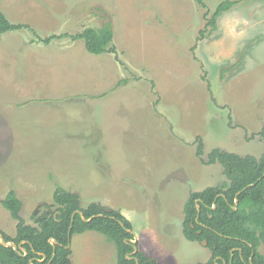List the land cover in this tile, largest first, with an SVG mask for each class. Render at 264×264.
<instances>
[{
    "label": "rangeland",
    "instance_id": "1",
    "mask_svg": "<svg viewBox=\"0 0 264 264\" xmlns=\"http://www.w3.org/2000/svg\"><path fill=\"white\" fill-rule=\"evenodd\" d=\"M220 1L0 0L29 26L0 36V201L14 189L34 224L58 184L81 206L119 210L152 260H208L207 244L182 234L183 204L227 176L195 154L197 137L204 161L213 148L264 151V0H235L214 29ZM104 24L114 51L38 41ZM16 222L0 203V232ZM69 248L71 264H115L97 231L72 234Z\"/></svg>",
    "mask_w": 264,
    "mask_h": 264
},
{
    "label": "trees",
    "instance_id": "2",
    "mask_svg": "<svg viewBox=\"0 0 264 264\" xmlns=\"http://www.w3.org/2000/svg\"><path fill=\"white\" fill-rule=\"evenodd\" d=\"M196 1L204 5L203 0ZM236 2L220 1L207 18V26L215 29L218 17ZM24 27L29 28L28 25L11 22L0 10V36L6 31ZM62 37L81 39L85 49L92 54L114 51L110 45L113 31L109 24L89 26L72 35L52 34L38 41L47 44L52 39ZM259 134L264 142V126ZM195 154L206 164L219 163L224 168L227 181L190 192L183 204V236L189 241L205 240L211 253L208 260L193 264H264V250H259L260 246H264V151L256 158L249 154L239 155L213 148L204 161L203 143L197 137ZM0 203L17 221L14 235L0 234L5 241H13L15 244L23 241L21 246L27 252L26 256H22L13 248L0 243V264H31L29 259H32V264H71V235L88 230L103 234L113 243L115 264H162L147 256L137 242V251L131 258L127 257L133 251L130 239L134 235L127 230L132 228L131 222L119 210L105 211L97 202L81 206L76 192L58 184L53 190L52 201L40 203L45 211L39 216L32 215L34 224L26 223L20 215L22 202L14 189H10ZM76 210H80L86 219L96 216L85 221L79 213H75L71 222V215ZM51 238L56 240L54 249L49 241ZM42 254L45 259L39 261Z\"/></svg>",
    "mask_w": 264,
    "mask_h": 264
},
{
    "label": "water",
    "instance_id": "3",
    "mask_svg": "<svg viewBox=\"0 0 264 264\" xmlns=\"http://www.w3.org/2000/svg\"><path fill=\"white\" fill-rule=\"evenodd\" d=\"M240 191H238L237 193H239ZM237 203V199H235V204ZM213 208L215 207V205H213L212 206ZM234 209H235V206L233 205L232 206ZM197 208H198V205H197ZM104 210L105 211H109L110 210V208H104ZM75 213H79L80 215H81V217L85 220V221H89V220H91V218H93L94 216H96V215H93V216H91V218L89 217V218H84V216L82 215V213H81V211L80 210H76L75 212H73L72 213V215H71V222H72V220H73V217H74V214ZM97 215H101V214H97ZM69 230H70V228H69ZM69 230L67 231L68 232V236L70 235V232H69ZM128 231H131L130 229H127ZM132 232V231H131ZM1 233V232H0ZM134 235V234H133ZM50 242H51V244L53 245V249H54V244H56V240H54V239H50L49 240ZM130 242L133 244V251H131L130 252V255H127V257H129V258H131L132 257V254H134L136 251H137V246L135 245V243L137 242V239H136V236L134 235V237H133V239H130ZM203 244H206V241L205 240H202L201 241ZM0 243L2 244V245H4V246H6V247H11V248H13L16 252H18L19 254H21L22 256H26V254H27V252H26V250H24V248L21 246L22 245V243H23V241H21L20 243H18V244H15L13 241H5L4 240V237H3V235L2 234H0ZM20 250L22 251V252H20ZM231 255H232V251H231ZM45 259V255L44 254H42V258L41 259H38L39 261H43ZM29 262L32 264V259H29ZM136 262H137V260H136ZM223 264H224V262H223Z\"/></svg>",
    "mask_w": 264,
    "mask_h": 264
}]
</instances>
